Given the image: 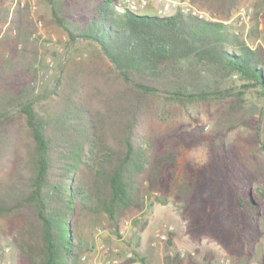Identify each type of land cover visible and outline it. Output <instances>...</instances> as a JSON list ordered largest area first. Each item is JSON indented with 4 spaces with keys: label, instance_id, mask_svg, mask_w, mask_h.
Here are the masks:
<instances>
[{
    "label": "trees",
    "instance_id": "16d2710c",
    "mask_svg": "<svg viewBox=\"0 0 264 264\" xmlns=\"http://www.w3.org/2000/svg\"><path fill=\"white\" fill-rule=\"evenodd\" d=\"M42 1L68 46L83 42L92 52L63 61L51 86L33 93L42 59L27 8L11 13L0 40V219L17 250L16 264H82L81 256L95 248L85 219L132 217L143 186L166 203L178 158L198 148L204 160L181 163L171 194L183 233L193 252L205 240L232 259L251 260L264 234L263 116L243 121L247 145L262 157L251 166L226 134H207L203 125L149 135L139 130L156 83L178 78L182 61L207 73L235 74L241 89L257 88L264 98L263 52L221 21L246 0H189L214 19L118 12L117 0ZM252 5L251 20L264 18V0ZM8 11L0 9L1 22ZM231 90L197 97L223 103ZM239 102L230 101V108ZM144 225L136 226L137 235ZM169 239L163 262L193 264L189 251L184 258L166 254ZM130 244L119 242L121 255ZM106 252L111 255V247ZM138 259L134 252L118 264Z\"/></svg>",
    "mask_w": 264,
    "mask_h": 264
},
{
    "label": "rangeland",
    "instance_id": "374dc122",
    "mask_svg": "<svg viewBox=\"0 0 264 264\" xmlns=\"http://www.w3.org/2000/svg\"><path fill=\"white\" fill-rule=\"evenodd\" d=\"M254 1L256 0L243 1L238 5V8L240 6H246L250 9L252 14L254 11L252 5ZM12 2L13 0H0V9L9 8L12 5ZM34 2L36 5L34 10L28 6L15 7V9L27 8L29 10L33 21V33L39 38V52L41 53L42 66L39 70L37 79L33 83V93H39L51 86L53 79L59 72V65L63 61H77L81 58H87L90 56L92 50L91 47L83 42H77L75 45L68 46L67 36L64 30L51 22L49 9L46 3L42 0H34ZM151 4L157 5L155 1H152ZM236 11H234L231 18L228 19L230 20L234 31L237 30L236 34L250 47L260 48L264 55V18L260 17L258 20H251L250 18L247 26L236 28L233 19ZM136 12L152 15L156 13V7L148 5L143 9H138ZM206 12L210 16H213L208 11ZM39 21L42 23V27L37 25ZM5 24L6 22L4 23L0 21L1 29L4 28ZM179 67L181 70L179 71L178 78L172 76L168 81L156 83L158 91L149 98V104L142 116L139 130L142 133L149 135L153 133H161L176 126H180L183 129H190L198 125H203L204 131L207 134L216 136L226 134L227 143L240 155V157H242L246 164L251 166L257 161L262 160L261 155L247 145L248 129L243 123V121L246 122V120H249L250 118H259L263 116V128L264 98L258 92L257 88L252 87L241 89L240 81L235 74L230 75L218 72H203L192 68L187 61H182L179 64ZM224 88H232V90L230 97L225 98L223 103L215 100L208 101L205 100L207 98L202 99L201 97H197V95L200 96L206 92ZM237 92H241V94H238ZM234 99L240 100V102L237 107L230 108L229 102ZM254 149L257 150L255 147ZM204 158L205 150L203 148L183 150V153L177 160L178 166L174 171V181L171 194H173L180 183L181 163L185 160L191 161V163L194 164L200 163ZM171 194L166 203L158 202V192L147 190L143 186L138 197L141 202V208L140 210H135V214L130 218L135 222L137 227L144 225L147 221L145 214L148 208L152 207L154 204L164 206V214L171 210H174L177 214L176 208L171 202ZM142 210H144L143 213L141 212ZM123 218L117 217L112 219L105 214L91 215L85 219L84 229L91 242L95 245L98 240L97 228H101L102 233L100 238H102L105 245L108 247L116 246L122 241L117 237L115 229L117 228L118 222ZM162 223H171L174 225L173 227H175L169 234V248H183L186 251L192 252L194 247L184 235L183 222L179 217L174 223L163 220L155 224L160 225ZM126 239H129L130 243L136 244V232H130ZM164 244L160 247L162 251V260L164 256L162 247ZM7 245L11 247L9 259L12 264H16L17 250L6 233L5 223L0 219V246ZM263 251L264 234L258 241L255 255L251 260H246L244 257L232 259L224 254L217 245L204 240L200 247L196 249V252H194L193 264H223L221 259L226 256L229 257L228 264H258ZM85 254H87L90 262H93L98 256H110L108 252L100 253L98 256L94 251ZM162 264L166 263L162 261Z\"/></svg>",
    "mask_w": 264,
    "mask_h": 264
},
{
    "label": "built area",
    "instance_id": "2783aa9c",
    "mask_svg": "<svg viewBox=\"0 0 264 264\" xmlns=\"http://www.w3.org/2000/svg\"><path fill=\"white\" fill-rule=\"evenodd\" d=\"M152 1H155L156 4H151ZM117 11L123 12L125 8L129 10L137 11L138 9H143L147 7L148 5H153L156 7V15L158 16H165L170 14L179 13L184 16H193V17H199L203 19H214V17L210 16L206 11L196 7L194 4H192L189 0H117ZM28 6L32 10L35 9L36 5L34 0H13L12 5L9 7V15L8 19L6 21V24L4 28L0 30V40L3 36L4 29L9 24L11 13L14 11L15 7H24ZM251 18V12L250 9L246 6H240L235 15L233 16L235 27H245L248 25ZM224 24L230 23V20H221ZM39 27H42V23L39 21L37 23ZM237 33V30H235ZM15 33V30L13 29V34ZM263 131H264V121H263ZM174 230V227L170 223H162L159 226H157L153 232H152V239L150 241V245L152 247H159L164 244L169 234ZM137 228L132 223L131 218H123L120 221V224L117 228V236L120 241H123L126 239L127 235L130 232H136ZM102 233L101 228H97V235L98 240L95 245L94 252L98 254H102L103 252H106V245L103 242L102 238H100V235ZM135 244H130L127 249L124 251V253L121 255V247L119 245L112 246L111 247V255L110 256H98L94 259L93 262H90L87 254H83L81 256L82 264H118L123 260V258H130L134 255V246ZM10 246H0V264H12L9 259V253H10ZM188 251H186L183 248H168L166 250V254L170 257H179L184 258L187 255ZM192 255H194V252H190ZM221 262L223 264H228L229 257H224L221 259Z\"/></svg>",
    "mask_w": 264,
    "mask_h": 264
},
{
    "label": "crops",
    "instance_id": "0c3cea01",
    "mask_svg": "<svg viewBox=\"0 0 264 264\" xmlns=\"http://www.w3.org/2000/svg\"><path fill=\"white\" fill-rule=\"evenodd\" d=\"M164 210V206H158L155 204L152 205V207L148 208L145 214L147 218L146 225L137 235L138 244L134 248L135 252L138 254V256H140V259L130 264H162L163 260L161 256V246L159 245V247H152L150 245L152 232L157 226H159L155 223L161 222L163 220H167L169 222L171 221L174 223L178 218V215L174 210H171L170 212L165 214ZM141 212L143 213L144 210H142Z\"/></svg>",
    "mask_w": 264,
    "mask_h": 264
}]
</instances>
